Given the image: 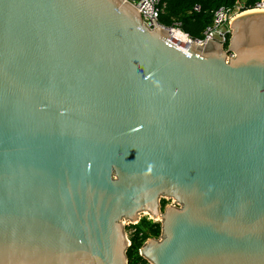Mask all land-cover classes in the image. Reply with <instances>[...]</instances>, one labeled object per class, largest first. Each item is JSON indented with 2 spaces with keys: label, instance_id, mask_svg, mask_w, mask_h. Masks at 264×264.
I'll return each mask as SVG.
<instances>
[{
  "label": "water",
  "instance_id": "95a60500",
  "mask_svg": "<svg viewBox=\"0 0 264 264\" xmlns=\"http://www.w3.org/2000/svg\"><path fill=\"white\" fill-rule=\"evenodd\" d=\"M143 216L149 264H264V12L183 44L124 0H0V264H128Z\"/></svg>",
  "mask_w": 264,
  "mask_h": 264
},
{
  "label": "trees",
  "instance_id": "16d2710c",
  "mask_svg": "<svg viewBox=\"0 0 264 264\" xmlns=\"http://www.w3.org/2000/svg\"><path fill=\"white\" fill-rule=\"evenodd\" d=\"M240 0H162L165 4L163 14L159 17V23L165 27L176 26L182 33L192 40H202L204 32L211 27L213 12L221 7H233ZM259 0H244L246 8L252 7ZM199 6V11H193ZM229 36H226L224 49L228 47ZM134 230L131 244L127 250L128 264H148L139 256L142 244L150 238L157 239L160 236V223L154 222L148 217H142L136 225H131Z\"/></svg>",
  "mask_w": 264,
  "mask_h": 264
},
{
  "label": "built area",
  "instance_id": "2783aa9c",
  "mask_svg": "<svg viewBox=\"0 0 264 264\" xmlns=\"http://www.w3.org/2000/svg\"><path fill=\"white\" fill-rule=\"evenodd\" d=\"M130 5H132L135 10L141 16L143 24L150 28H161L166 31L173 33L174 31H179L176 26L165 27L159 23V17L163 14L165 9V4L162 0H124ZM200 7L195 6L193 11H199ZM248 12H264V0H259L252 7L246 8L244 6V0H240L233 7H221L213 12V20L211 27L207 28L204 32V38L202 40H194L196 44H201L206 39H210L213 32L217 31L218 28L224 26L228 27L230 22L237 16L248 13ZM186 37H188L185 34ZM231 57V56H230ZM126 227V236L131 243V237L133 236L134 230H130V223H124ZM149 264V263H148Z\"/></svg>",
  "mask_w": 264,
  "mask_h": 264
},
{
  "label": "bare ground",
  "instance_id": "6f19581e",
  "mask_svg": "<svg viewBox=\"0 0 264 264\" xmlns=\"http://www.w3.org/2000/svg\"><path fill=\"white\" fill-rule=\"evenodd\" d=\"M172 38L176 41L186 44L188 41V37H186L184 34H182L180 31H174L172 33Z\"/></svg>",
  "mask_w": 264,
  "mask_h": 264
},
{
  "label": "flooded vegetation",
  "instance_id": "af4514ba",
  "mask_svg": "<svg viewBox=\"0 0 264 264\" xmlns=\"http://www.w3.org/2000/svg\"><path fill=\"white\" fill-rule=\"evenodd\" d=\"M160 204H161L162 208L169 206V205H173V203L170 200H165V199L162 200ZM130 228H131V226H130ZM130 230H133V229L131 228Z\"/></svg>",
  "mask_w": 264,
  "mask_h": 264
},
{
  "label": "rangeland",
  "instance_id": "374dc122",
  "mask_svg": "<svg viewBox=\"0 0 264 264\" xmlns=\"http://www.w3.org/2000/svg\"><path fill=\"white\" fill-rule=\"evenodd\" d=\"M180 31V30H179ZM181 32V31H180ZM182 33V32H181ZM182 34H184V33H182ZM185 35V34H184ZM143 217H145V216H143ZM154 222H156V221H154Z\"/></svg>",
  "mask_w": 264,
  "mask_h": 264
}]
</instances>
